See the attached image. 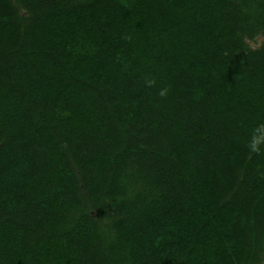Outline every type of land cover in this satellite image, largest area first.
<instances>
[{"label": "trees", "instance_id": "16d2710c", "mask_svg": "<svg viewBox=\"0 0 264 264\" xmlns=\"http://www.w3.org/2000/svg\"><path fill=\"white\" fill-rule=\"evenodd\" d=\"M258 37L264 0H0V264H261Z\"/></svg>", "mask_w": 264, "mask_h": 264}, {"label": "rangeland", "instance_id": "374dc122", "mask_svg": "<svg viewBox=\"0 0 264 264\" xmlns=\"http://www.w3.org/2000/svg\"><path fill=\"white\" fill-rule=\"evenodd\" d=\"M23 15H26L24 11H21ZM264 41V37H258L255 42H248L251 48H257L260 46V44ZM90 214L93 216V218L100 222L102 230L108 232V227L110 223L113 220V214L110 211H107L105 214H97L95 211L91 210ZM261 264H264V260Z\"/></svg>", "mask_w": 264, "mask_h": 264}, {"label": "clouds", "instance_id": "9594fccd", "mask_svg": "<svg viewBox=\"0 0 264 264\" xmlns=\"http://www.w3.org/2000/svg\"><path fill=\"white\" fill-rule=\"evenodd\" d=\"M166 94H167V90H162V91L160 92V95H161V96H166ZM261 130H264V125H261L260 128L257 129L258 132L261 131ZM262 142H264V137H258V136H256V135H254L253 138H252V142H251V144L249 145L250 150H251L252 152H258V151H259V145H260Z\"/></svg>", "mask_w": 264, "mask_h": 264}]
</instances>
